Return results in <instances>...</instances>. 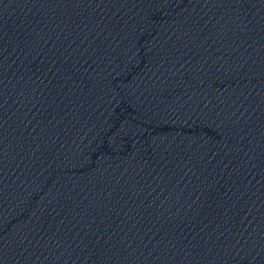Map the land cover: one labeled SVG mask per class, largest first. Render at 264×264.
Instances as JSON below:
<instances>
[{"label": "water", "instance_id": "95a60500", "mask_svg": "<svg viewBox=\"0 0 264 264\" xmlns=\"http://www.w3.org/2000/svg\"><path fill=\"white\" fill-rule=\"evenodd\" d=\"M74 264H264V0L219 15Z\"/></svg>", "mask_w": 264, "mask_h": 264}]
</instances>
